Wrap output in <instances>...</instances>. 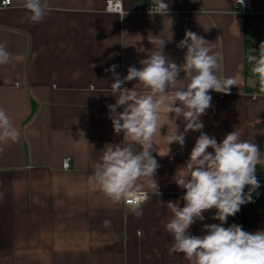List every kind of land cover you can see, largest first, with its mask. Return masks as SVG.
<instances>
[{
    "label": "crops",
    "instance_id": "crops-1",
    "mask_svg": "<svg viewBox=\"0 0 264 264\" xmlns=\"http://www.w3.org/2000/svg\"><path fill=\"white\" fill-rule=\"evenodd\" d=\"M108 1H120L123 12L107 11ZM46 2L51 11L35 24L24 0L0 7V44L11 53L10 63L0 65V109L20 133L16 142L0 144V264H191L183 254L168 251L171 237L164 225L172 217L166 202L184 206L185 190L174 179L186 170L200 132L190 130L185 146L172 143L168 153L162 135L172 121L162 112L165 125L153 153L160 165L154 177L158 190L142 179L149 199L139 218L88 183L107 145L127 146L109 119L108 105L115 97L106 69L118 65L121 78L129 66L139 69L158 36L179 65L187 49L177 45L186 31L211 43L218 76L238 81L229 94L210 90L203 132L220 142L235 130L259 146L261 187L252 195L259 198L257 215L253 227L243 230H264V94L250 82L254 77L247 61L264 41V0H254V11L245 14L235 10L234 0H164L167 14L144 11L157 0ZM122 87L140 85L131 81ZM176 123L183 131V118ZM66 158L69 169L63 168ZM215 212L206 211L190 234L204 235V224H219L212 218ZM105 220L111 222L108 227ZM233 223L228 217L224 227Z\"/></svg>",
    "mask_w": 264,
    "mask_h": 264
},
{
    "label": "clouds",
    "instance_id": "clouds-1",
    "mask_svg": "<svg viewBox=\"0 0 264 264\" xmlns=\"http://www.w3.org/2000/svg\"><path fill=\"white\" fill-rule=\"evenodd\" d=\"M22 6L34 24L51 11L46 0H24ZM168 11L169 5L164 0H157L155 13ZM150 42L155 47L140 62L139 69L129 66L123 78L115 71L118 65L106 69L112 73L111 95L115 97V103L108 105L109 119L114 132L123 133L127 146L117 143L103 149L100 161L89 176V186L94 190L99 188L109 203H124L128 212L141 217L143 204L149 199L142 190V179L148 178L149 186L158 190L154 177L160 165L153 153L156 152L155 137L165 125L163 112L172 121L171 126L167 125V133L162 135L168 153L172 143L181 148L185 146V136L190 130L200 132L183 166L186 170L174 179L185 190L181 197L184 206L179 201L166 202L172 213L164 225L171 237L168 251L183 254L191 264H264V230L248 232L236 223L224 227L228 217L235 216L242 205L253 202V193L261 187L256 175L261 150L256 143L242 140L235 130L218 142L203 132L201 120L212 106L210 90L229 94L232 86L237 87V79L217 75L218 58L209 47L211 43L192 31H186L177 45L187 49L184 62L179 65L164 52V38L154 37ZM10 60L11 53L0 44V65ZM247 61L254 77L250 82L254 87L258 85L259 92L264 94V41L258 51L252 49ZM181 72L185 74L183 79L179 78ZM131 81H136L140 88L122 87ZM121 107L122 111H117ZM170 113L174 114L172 118ZM180 118L184 122L183 131L176 123ZM19 135L9 115L0 109V144L16 142ZM211 209L216 210L212 218L220 223L204 224V235L190 234L189 228L203 221L204 213ZM103 223L108 227L111 222Z\"/></svg>",
    "mask_w": 264,
    "mask_h": 264
},
{
    "label": "built area",
    "instance_id": "built-area-1",
    "mask_svg": "<svg viewBox=\"0 0 264 264\" xmlns=\"http://www.w3.org/2000/svg\"><path fill=\"white\" fill-rule=\"evenodd\" d=\"M10 5H11V0H2L0 3V7H8ZM234 8L236 11H238L242 14L252 12V11H254V0H244L243 4L240 3V0H234ZM106 10L110 11V12H116V13H122L123 12V8H122L120 1H108ZM144 11L145 12H156L157 11V5L145 6ZM70 167H71L70 158L64 159L63 168L69 169Z\"/></svg>",
    "mask_w": 264,
    "mask_h": 264
},
{
    "label": "trees",
    "instance_id": "trees-1",
    "mask_svg": "<svg viewBox=\"0 0 264 264\" xmlns=\"http://www.w3.org/2000/svg\"><path fill=\"white\" fill-rule=\"evenodd\" d=\"M252 199V203L242 205L240 211L235 216H230L231 219L241 225L243 229H250L254 225L259 198L252 196Z\"/></svg>",
    "mask_w": 264,
    "mask_h": 264
}]
</instances>
